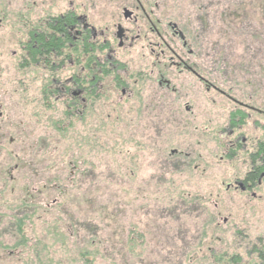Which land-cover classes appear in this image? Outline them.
I'll return each instance as SVG.
<instances>
[{"label":"rangeland","instance_id":"374dc122","mask_svg":"<svg viewBox=\"0 0 264 264\" xmlns=\"http://www.w3.org/2000/svg\"><path fill=\"white\" fill-rule=\"evenodd\" d=\"M23 1L0 0V264L252 263L238 237L256 234L252 210L226 189L246 166L219 157L234 152L233 100L264 109V0H161L217 89L173 67L163 88L130 51L114 67L125 92L105 76L71 117L72 85L51 89L78 68L22 59L46 7ZM248 112L239 132L264 140Z\"/></svg>","mask_w":264,"mask_h":264},{"label":"flooded vegetation","instance_id":"af4514ba","mask_svg":"<svg viewBox=\"0 0 264 264\" xmlns=\"http://www.w3.org/2000/svg\"><path fill=\"white\" fill-rule=\"evenodd\" d=\"M43 1L46 4V7H42L43 16L37 21V26L31 22L33 26L28 33L34 36L52 34L55 39L58 38L60 42L56 49L59 54H54L52 58L36 57L34 63H42L44 66L115 67L125 65L120 56L133 51L141 59L140 64L150 67V72L156 75L155 80L159 86L174 90L167 75L169 68L173 67L178 74H190L196 87L204 89L205 94L209 93L210 83L205 71L202 70L203 73L200 74L197 65L191 61L190 58L194 55L183 30L168 16L161 0ZM21 3L20 8H25L26 11L38 8L35 0H24ZM32 40L35 39L29 37L21 45L26 51L21 57L26 62L34 59L30 55L33 53L30 50L36 48L35 44L31 45L35 43ZM166 56L168 58L165 59ZM73 89V97L84 102L82 96L85 95V90L81 85L74 83ZM62 90L64 93L65 90ZM68 91L70 92V88ZM121 92L124 93L125 88L122 87ZM221 94L225 98L228 96ZM233 103L237 105V111L255 112L264 117L263 108H253L236 100ZM185 108L191 111L190 107ZM250 117V114L247 115L244 121ZM236 120L237 135L226 145L227 153L234 152L232 155L223 154L219 158H237L245 163L244 173H237V180L233 185L228 184L226 189L237 190V205L252 210L256 234L246 235L239 229L238 235L246 244L244 249L250 253L252 263L247 264H264V140L247 139L239 132L240 119L237 117ZM230 131V135H233V128ZM243 224V218H237V227Z\"/></svg>","mask_w":264,"mask_h":264},{"label":"trees","instance_id":"16d2710c","mask_svg":"<svg viewBox=\"0 0 264 264\" xmlns=\"http://www.w3.org/2000/svg\"><path fill=\"white\" fill-rule=\"evenodd\" d=\"M229 11L231 12L232 18L235 19V21H237V19L239 20H246L248 18V12L250 11L249 9H244V11L241 12V15H237V14H233L235 11H237V3L232 4V7L229 8ZM262 13V12H260ZM261 19H263L262 21L264 22V15L261 17ZM57 26V25H56ZM50 27H52V23H50ZM259 32H264V29H258ZM34 34H29V37L32 39H35V43H32L31 45L35 44L36 48L34 50H30L33 53H31L30 55H32L31 57L34 58L32 61H35L36 57L40 58H44V57H49L52 58L54 56V54H59V52L57 51L58 49H56L57 45L59 44L60 40L58 38H54V36L52 34H40V35H36L34 36ZM32 40V42H34ZM221 57V56H220ZM214 61H217V64L221 63V60L219 57H216ZM123 66V65H118ZM117 66V67H118ZM78 68L76 69V71L74 72L73 76L71 78H69L70 81L65 80L63 82L60 81H55L53 83H56L54 88L51 89V92L54 91L56 93H60L61 95H65L67 94V92H69V88L70 85H72V87H74V83H78L81 85V88H83L85 90V95L82 96L84 102H81L80 99L78 98H74L72 96V100H70V104H69V111L65 112L66 116H72L75 112V110L78 108V103L81 102L82 104H85V101L87 100V98H90L91 96L95 95L97 96V93L101 90L102 88V80L104 79L105 76H112V90L115 91L118 88H120L121 91V87L124 86L125 81L124 79H122L118 74H116V70H114L113 66H106V65H100V66H82V67H75ZM169 71V70H168ZM168 75V73H167ZM80 82V83H79ZM210 83V81H209ZM210 88L213 89H217L215 86H213V84H210ZM62 89L65 90V92L63 93ZM247 106H250V104H245ZM252 107V106H250ZM254 108V107H253ZM249 115V112H244V111H232L229 114V119L228 122L230 123V125H232L233 127H235L237 125V117L238 119H240L239 124H241L242 122L245 123L244 119L245 117ZM232 127V128H233ZM263 130H264V126ZM262 141V140H261ZM228 157V156H227Z\"/></svg>","mask_w":264,"mask_h":264}]
</instances>
